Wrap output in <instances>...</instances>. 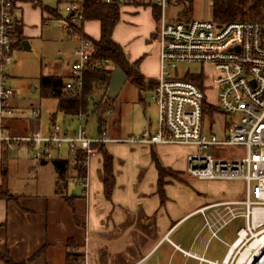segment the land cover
<instances>
[{
  "label": "crops",
  "instance_id": "crops-1",
  "mask_svg": "<svg viewBox=\"0 0 264 264\" xmlns=\"http://www.w3.org/2000/svg\"><path fill=\"white\" fill-rule=\"evenodd\" d=\"M45 1L50 0H22L15 4L14 26L22 27L25 41L30 28L24 21L27 9L38 11L41 23L48 20V25L59 17L61 11L57 3L54 7ZM44 14L48 18H44ZM158 19L159 11L154 7L124 6L120 8V21L112 37L131 63L140 62L139 72L144 79L142 89L147 88L152 94L155 85L151 83L156 84L160 72L159 49L156 43L151 44L155 42ZM90 23H84L83 33L98 40L100 23L95 22L98 25L95 35L89 32L93 25ZM17 49L24 47L13 52ZM71 68L54 63L50 65L48 74L41 77H63L66 84L71 78ZM64 92L68 91L64 89ZM14 93V114L5 119L4 133L22 137L38 131L47 136L51 125L56 122V114L51 115L44 133L40 108L32 106L27 112L15 90ZM101 95L102 92H98L94 98L99 99ZM47 99L56 100L57 111L61 112L58 99ZM139 102L146 104L142 97ZM90 105L88 114L82 115L83 119L89 115L96 116L91 112L93 100ZM34 109L40 111L37 116L32 115ZM65 115L71 117V122L64 120L62 127L72 133L76 128L71 125H78L79 115ZM116 120L110 138L125 139L121 112L116 115ZM145 125V130L156 133L158 122L149 119ZM104 129L106 121L101 125L98 123L97 132H92L91 136H99ZM22 147H27L28 153L16 157V148ZM101 147L103 149L90 161L83 176L80 152L64 148L53 152L56 158L38 163L33 159V145L0 142V187L4 186L14 198L0 201V253L7 254L15 264H221L227 259L239 230L245 227L231 226L240 220L245 225V219L230 221L214 237L211 224L218 217H224L225 212L209 209L204 216L198 211L216 202L172 193L175 184L187 182L184 171L187 158L196 151L195 147L127 143H108ZM104 151L113 158L115 182L109 197L105 193ZM55 161L61 162L63 173L54 166ZM29 162L33 165L29 166ZM50 166L54 171L52 177L45 172ZM2 169H5L4 176ZM33 169L34 175L30 173ZM85 178L88 180L87 189L84 187ZM47 183L53 184V197L27 189L32 184L44 186ZM232 183L245 185L243 181ZM70 186L73 187L71 194ZM75 186H81L83 192L74 194ZM62 236L64 239L61 240ZM43 248L45 250L39 258L29 261ZM55 251H61L62 259L57 262L51 260ZM0 264L3 263L0 261Z\"/></svg>",
  "mask_w": 264,
  "mask_h": 264
},
{
  "label": "built area",
  "instance_id": "built-area-1",
  "mask_svg": "<svg viewBox=\"0 0 264 264\" xmlns=\"http://www.w3.org/2000/svg\"><path fill=\"white\" fill-rule=\"evenodd\" d=\"M18 1L22 0H0V142L33 145V159L38 163L51 160L54 151L64 148L80 152L86 171L98 148L108 143L193 146L196 151L187 158L191 177L202 181H243L246 186L244 200L219 202L198 211L204 216L209 209L225 212L224 217L211 224L214 237L230 221L245 219V227L239 230L227 259L221 264H264V19L219 24L215 20L181 22L178 17L168 16L171 9L189 0H55L61 11L56 21L72 37H76L78 28L86 22V6L91 1L120 8L154 7L159 11L155 43L159 49L160 72L153 90L159 113L158 128L156 133L145 130L125 139H112L106 130L92 137L83 126V116L79 115L77 129L72 133L54 122L47 136L36 131L33 135L14 137L4 133L3 125L14 114L15 93L5 70L12 61L13 10ZM42 24L47 26L48 20ZM93 52L91 41L79 39L75 51L78 59L65 84L67 91L81 93L84 72L105 69L110 64L107 60H93ZM192 63L213 67L216 74L211 77V85L207 86L204 79L202 86L189 81L187 78L195 76L178 68ZM208 87L217 89V108L233 117L232 125L222 137L208 134L203 128ZM39 112L34 109L32 115ZM227 146L243 147L246 154L233 159L215 154L216 148Z\"/></svg>",
  "mask_w": 264,
  "mask_h": 264
},
{
  "label": "rangeland",
  "instance_id": "rangeland-1",
  "mask_svg": "<svg viewBox=\"0 0 264 264\" xmlns=\"http://www.w3.org/2000/svg\"><path fill=\"white\" fill-rule=\"evenodd\" d=\"M222 1L223 0L183 1L179 3L177 7L171 9L168 16L174 18L178 17V20H181V22H189L192 20L214 21L215 6L220 4ZM45 4L54 7L56 6V2L54 0L45 1ZM30 10L32 9H27L24 13V21L30 27L29 30H27L26 35V41L29 44L30 49L28 51L24 49L15 50L13 52L12 61L7 65L5 73L11 78V86L17 92L18 99L22 103V107L25 108L27 112L31 110L32 106L40 108L42 114V132L45 133L46 128L49 126L51 115L56 114V123L60 126H63L64 120H66V122H71V117L57 111L56 100L47 99L42 96L39 78L42 74H48L51 64L62 63L71 67L78 59L75 55V51L77 50L79 40L76 37H72L68 30L61 27L55 19L50 21L47 27H42L40 18H38V11L31 12ZM64 17H66V15ZM44 18H48V15L44 14ZM90 22V24L93 25L89 32L95 35L98 29V25L95 23L97 21ZM122 23L123 21L121 19L120 24ZM153 43L155 42H152L151 44L153 45ZM178 68L184 72H191L195 77H201L205 80L207 86L211 85V77L216 74L211 65L192 63L181 64ZM216 90L217 89L215 87H208V94L206 96V102L204 103L205 105L203 109V128L208 134H216L222 137L232 125L233 117L224 114L219 109L216 114L211 115L208 110L209 106L218 107L219 105ZM152 95L151 91L147 88L141 89L140 87H137L127 81L119 96L115 100L113 108L105 116L107 135L109 137L112 136L111 130L116 126V115L118 112H121V125L123 127L124 138L130 137L131 134L138 135L145 131L144 125L149 119H152L154 122H158V108L152 98ZM141 97L145 100V105L139 102ZM73 124L74 123H72L71 126L77 129V123ZM83 126L91 133V135L94 132H97V117L93 115L84 117ZM27 153V147H22L20 149L16 148L15 156L19 157V155ZM215 154H219L222 158L227 159L240 158L245 156L246 149L236 146L219 147L215 149ZM54 157L56 158V156ZM63 157L65 156L63 155ZM31 163L32 162H29L28 165L32 166L33 164ZM33 167L36 168L35 166ZM45 172L49 174L50 177H52V173L54 174L52 166L48 167ZM30 173L34 175L35 169L31 170ZM184 173L188 178L187 182L175 184V188H173L172 193L193 196L194 198H199V200L216 203L245 199L244 184L201 181L191 178L187 173V168ZM18 177L19 175L15 177L16 182L19 179ZM27 189L36 194L53 197V184L50 183H47L44 186L32 184ZM72 189L73 187L70 186V194L72 193ZM82 192L83 188L81 186H75L74 194L79 195ZM241 226H245L242 220L233 223L231 228ZM62 239H64V236L61 237V240ZM233 240L234 237L231 241ZM60 253L61 251L53 252V255L51 254V260L57 262L62 259Z\"/></svg>",
  "mask_w": 264,
  "mask_h": 264
},
{
  "label": "trees",
  "instance_id": "trees-1",
  "mask_svg": "<svg viewBox=\"0 0 264 264\" xmlns=\"http://www.w3.org/2000/svg\"><path fill=\"white\" fill-rule=\"evenodd\" d=\"M214 7V5H213ZM86 21H98L100 23V38L98 40L83 33V26L78 28L76 38L89 40L94 45L92 59L95 61L107 60L110 64L105 69H87L84 72V85L81 93L64 92L65 82L63 77H45L40 78L41 93L44 98H55L59 100V110L68 115H87L90 108V101L93 100L91 112L96 115L98 123L101 125L105 121V116L113 108L114 102L108 97L111 76L116 68H120L127 76V80L133 85L144 87V79L139 72L140 62L131 63L128 60L123 48L113 40V33L120 21V7L110 6L98 2H89L85 11ZM215 22L219 24L234 22H250L264 19V0H228L222 1L214 9ZM25 38L22 27L13 25L11 33L12 50L22 48ZM189 81L202 86L201 77H189ZM152 86L156 85L151 83ZM102 92L99 99L94 95ZM205 105V104H204ZM211 115L218 112V108L209 106ZM103 148L99 147L98 151ZM83 155L79 157L81 171L85 176V169L82 167ZM54 166L63 173V166L60 161H55ZM2 175H5V169H2ZM113 158L104 151V183L105 193L109 197L114 187ZM14 200L8 190L0 187V201ZM45 248L38 251L29 261H35L39 258ZM0 261L3 264H15L7 254L0 253Z\"/></svg>",
  "mask_w": 264,
  "mask_h": 264
},
{
  "label": "water",
  "instance_id": "water-1",
  "mask_svg": "<svg viewBox=\"0 0 264 264\" xmlns=\"http://www.w3.org/2000/svg\"><path fill=\"white\" fill-rule=\"evenodd\" d=\"M23 47L27 51L30 49L27 41L23 42ZM127 76L123 73L120 68H116L112 74L110 86L108 90L107 97L111 102H114L119 96L123 86L127 82Z\"/></svg>",
  "mask_w": 264,
  "mask_h": 264
},
{
  "label": "bare ground",
  "instance_id": "bare-ground-1",
  "mask_svg": "<svg viewBox=\"0 0 264 264\" xmlns=\"http://www.w3.org/2000/svg\"><path fill=\"white\" fill-rule=\"evenodd\" d=\"M257 213V212H256Z\"/></svg>",
  "mask_w": 264,
  "mask_h": 264
}]
</instances>
